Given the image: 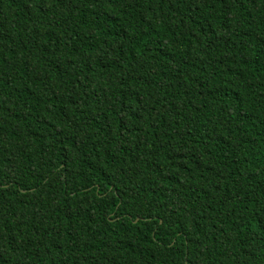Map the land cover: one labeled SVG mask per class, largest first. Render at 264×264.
Masks as SVG:
<instances>
[{
    "label": "trees",
    "instance_id": "obj_1",
    "mask_svg": "<svg viewBox=\"0 0 264 264\" xmlns=\"http://www.w3.org/2000/svg\"><path fill=\"white\" fill-rule=\"evenodd\" d=\"M0 264H264V0H0Z\"/></svg>",
    "mask_w": 264,
    "mask_h": 264
}]
</instances>
